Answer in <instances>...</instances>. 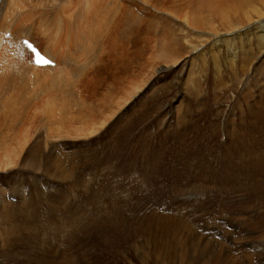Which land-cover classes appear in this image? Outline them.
Listing matches in <instances>:
<instances>
[{"label": "rangeland", "instance_id": "rangeland-1", "mask_svg": "<svg viewBox=\"0 0 264 264\" xmlns=\"http://www.w3.org/2000/svg\"><path fill=\"white\" fill-rule=\"evenodd\" d=\"M15 1L0 0V12L37 8L32 24L54 31L68 0ZM122 2L136 43L102 58L89 46L70 82L36 72L25 89L0 91L3 107L22 111L0 127V142L17 141L10 150L22 154L0 168V264H264V164L244 167L248 145L264 154V0L238 22L230 6L204 0L206 12L230 13L211 29L195 24L190 0ZM166 42L177 51L165 53ZM116 78V106L104 110Z\"/></svg>", "mask_w": 264, "mask_h": 264}, {"label": "bare ground", "instance_id": "bare-ground-1", "mask_svg": "<svg viewBox=\"0 0 264 264\" xmlns=\"http://www.w3.org/2000/svg\"><path fill=\"white\" fill-rule=\"evenodd\" d=\"M43 1H46L47 4H45V2L43 3L42 1H40V2H42L45 5H51L54 2H56L57 0H49V2L51 4L47 0H43ZM104 1L105 0H86L84 2V0H72V1L68 0V1H65L62 3L60 2L61 6L59 8V10H60L59 13H60V17L62 15H63V17L56 21V23H55L56 30L50 31L48 28H46V26L41 25V23L38 27L36 25L32 24L31 19H32V17L34 18L35 14L38 13L37 8H30L27 12L24 13V15H23V13H20L21 15H23L21 17V15H19V12L17 10V9H22L19 7L20 4L18 7L15 5V6H12L8 9L7 8L9 6L8 3L13 5L12 2L17 3V1H15V0H4L3 5L4 4H6V6L8 5L6 7L8 10H5V11L3 10L4 12H0V31L2 30V32H1L2 40L0 42V91L1 90L3 91L5 88L11 89V86H15V88L17 87L18 89H20L19 85L22 87V89H25L24 88L25 86H23V84H22L23 79H24V81H35L36 72H37V74L41 73L43 75L55 72V73H57L56 79L54 78L56 81L61 80L64 82H70V81H72V79L70 78L69 74L72 71H73L74 75L76 73V75L78 76V74L81 75L82 70L85 69V67L80 66V64L78 65V62H80L82 60V56H85L84 54L89 52L88 51V50H90L89 46L91 47V50H93V52L98 51L99 56L102 58L105 49L109 54H117L118 52H122L123 45H125V47H126V44L128 43V42L124 43V39L133 38V42L136 43L137 40H135L134 34L136 35L135 29L137 28L136 26L138 25V23L134 25V23L137 22V20L135 21L136 18L132 17L133 15L131 14V12H129L123 8L122 5L124 4V2H122V1H124V0H122V1L121 0H113L111 6H107V7H106L107 3L105 5ZM203 1L204 0H190L189 5L188 4H186V5H188V7H189L190 15L193 16L192 19H194V22L196 25H198V24H200V22H202L201 27L204 28L206 21L210 20L209 22H207V26H208L207 28L208 29H211L213 27L214 17H216V18L222 17V19H225V20L229 19L227 17V15L230 13L224 14V13L220 12L218 10L220 7H222L221 9H228L231 7L232 8L231 10L233 11V15L236 17L238 16L237 20L235 22H238L239 19H241L240 17L247 18V15H246L247 12L244 10L247 6L253 7L252 5L255 2V0H208V1H213V4H218L217 1H219V6H218L219 8L215 9L211 5V8H210L209 13H208L205 11V7H204L205 2H203ZM229 1L232 3V5L227 4ZM18 2H21V3L24 2L25 3V0H18ZM37 2H38V0H37ZM85 3H87L89 5V8L88 7H85L86 9L83 8ZM1 5H2V3L0 4V6ZM106 8H112V9L107 10ZM103 11L105 13V16L102 15ZM203 12L208 13V15H206ZM40 13H41L40 15L42 17L43 14L45 13V11L42 14V12L40 10ZM49 13H50V11L48 10L47 14H49ZM139 13H140V11H139ZM118 14H120V15H118ZM210 17H211V19H210ZM19 20H21L20 23H19ZM23 21H25V22L27 21L30 23H29V25L24 27ZM26 24H28V23H26ZM14 25H16V26H14ZM122 26H127V28L124 27L126 30L124 28H122L125 30V33H127L126 35L123 32V30H120ZM18 28H20V30H18ZM33 28L37 29L36 35L33 34V30H34ZM6 36H7L8 40H6L7 39V38H5ZM39 36L43 38V41H41V38ZM23 39H27V40L31 41L32 43H34L35 45H37L39 47V50L46 57H48L50 60H52L54 62V66L37 67V66L33 65V63H31V59H30L31 55L30 54H29L30 55V58H29L30 63H28V59H26V62H25L24 56L26 57L27 54H26L25 50L20 45V42ZM4 42H8L9 45H5L7 43H4ZM135 46H136V44H134V48H135ZM161 49L165 53H168L169 55H170V52H176L177 51L176 45H171L170 43H167V42L161 46ZM126 56H128V53ZM129 57L131 58V56H129ZM134 62H136V53H135V56L132 57L131 60H129L130 64H132ZM128 64H122V66L120 67L119 70H126V68H129ZM100 66H102V64H100ZM37 77H38V75H37ZM132 77H133V80L135 82L136 81V75L133 74ZM133 80H131V83H134ZM114 82L115 83L111 84V89L108 90L105 95H103V99H102L103 103L102 104L100 103L101 104L100 108H104V110L107 108H108V110L109 109L111 110L112 107L116 106V102L113 100L114 99L113 96L115 94H118L120 89H115L114 85L116 83H118V85H122V80H121V78H116ZM28 86H29V84L26 85V87H28ZM11 91L9 90V92H11ZM2 95L3 94L0 93V99H1ZM9 97H11V95ZM13 99H14V97H13ZM8 100L10 101V99H8ZM12 101H14V100H12ZM0 102H1L0 103V127L2 125L4 126V124L7 121H11L12 123H15L17 121V119L20 116H22L21 115L22 111H20L18 113V114H20L18 117L17 116L18 111H15L12 106H11V110L10 109L7 110L6 107H8V106L3 107V105H4L3 101L0 100ZM13 106L15 107V105H13ZM22 106H21V108L19 107L21 110L23 109ZM68 110H67V112L70 111V110L69 111ZM87 110H89V109H87ZM104 110H102V111H104ZM15 113H16V115H15ZM34 113H36V112H34ZM70 114L66 113V115H70ZM14 116H16V117H14ZM94 116H96V113ZM85 118H86V121L84 122V125L87 122H88L87 124H89V122L91 120L90 117L87 116ZM28 119L33 120L34 118H28ZM259 119H262V118H259ZM66 120L70 121V120H72V118H69ZM262 122L263 121L255 120L254 124H255V126L256 125L260 126L262 124ZM17 124H19V123H17ZM13 128H15V127H13ZM261 130H262V128H261ZM16 132H17V129H16ZM0 134H1V131H0ZM22 134L20 135L21 137L25 136V139L22 140V144H23L25 142V140H27L26 139L27 135H22ZM257 134H259V132ZM5 141L6 140L4 137V139L1 140V142H0V168H2V167L11 168L15 165V161L16 162L19 161L17 159L22 154H21V151L16 150L18 147L15 148V150H12V149L10 150V146L11 145L13 146V144H15L17 141L15 142V140H13L12 143L11 142L5 143ZM18 146H19V144H18ZM242 147H245V145ZM21 148H22V146H21ZM246 148L244 149L245 152H249V154H251L253 152V154H255V155H253V156L249 155L250 159H247L245 161L242 160L245 162L244 167L249 166L250 169L252 170V172L255 173L256 170L255 169L253 170V167L255 165L258 166V164H259L258 158H260L264 164V154L262 153L263 155H261V153L256 151L257 150L256 146H254V147L251 146V148H250V146L248 145V147H246ZM23 149L24 148H22V150ZM258 150H260V149H258ZM5 158L8 161H5ZM228 158H230V157H228ZM242 158H244V157H242ZM247 162H248V164H247ZM24 163H26L28 167L33 168V169L34 168L37 169L39 167V163L37 161L35 162L34 158H31V157H26L24 160ZM226 169H232L233 170L234 167L232 165H228V167ZM261 169L263 170V168H261ZM234 172H228L232 181H234L237 178V175H234L235 174ZM258 172H259V170H258ZM243 173L245 175H248L245 170ZM252 174L253 173H251L250 175H252ZM238 176L240 177V175H238ZM241 178L247 179L246 176L245 177L243 176ZM248 179L250 180V178H248ZM258 188L260 189V187H258ZM261 195H262V193H261ZM261 195H260V197H261ZM120 217L121 216H119V218ZM119 220H118V223H119ZM116 221H115V223H116ZM102 222H104V221H102ZM93 224L96 225L97 222H93ZM98 224H100V223H98ZM102 224L105 227L104 223H102ZM102 224H100V225L102 226ZM94 225H92V226H94ZM118 225L119 224H117L116 227ZM101 226L98 225L96 227L101 228ZM133 226H135V225H133ZM119 230H121V229H119ZM124 230H123V232H124ZM101 231L103 232V230L100 229V232ZM100 244H102V242ZM168 246H170V245H168Z\"/></svg>", "mask_w": 264, "mask_h": 264}]
</instances>
